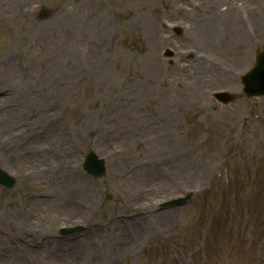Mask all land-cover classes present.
<instances>
[{
  "label": "rangeland",
  "instance_id": "374dc122",
  "mask_svg": "<svg viewBox=\"0 0 264 264\" xmlns=\"http://www.w3.org/2000/svg\"><path fill=\"white\" fill-rule=\"evenodd\" d=\"M225 3L247 55L197 36L208 14L232 17ZM263 45L264 0H0V166L18 180L0 186V264H264V97L211 96L240 93ZM91 149L101 180L81 167ZM75 224L81 236L59 237ZM120 231L138 242L111 258ZM19 236L46 251L11 254Z\"/></svg>",
  "mask_w": 264,
  "mask_h": 264
},
{
  "label": "bare ground",
  "instance_id": "6f19581e",
  "mask_svg": "<svg viewBox=\"0 0 264 264\" xmlns=\"http://www.w3.org/2000/svg\"><path fill=\"white\" fill-rule=\"evenodd\" d=\"M206 3H210L208 6ZM204 2V6L208 7L209 9H213V8H217V4H214V2ZM212 3V4H211ZM203 4V3H202ZM207 11V9H206ZM220 12V15H229L232 16L231 18H227L226 20H221L218 17H210L212 15L215 14V12H213L212 14H208L204 19H202V23L201 25L198 26L197 29V36L199 37V39L202 41L203 45L206 46V48L211 49L214 45H220L223 47H226L227 49H229V51L231 53H233L235 56L237 57H241V53H243L244 55H247L250 51L249 47V51H242L241 50V46L244 47L245 46V42L243 41H235V42H231L230 38H229V32L231 30H237L236 26H240L238 23H242V18L239 16L237 17L235 14V10H231L228 11L227 9H223V11L218 10ZM178 12H180V9L178 10ZM216 15V14H215ZM217 16V15H216ZM104 20V19H103ZM100 20V24L104 23L105 21ZM4 97L3 95L0 96V101L4 100L6 97ZM21 104L24 106L26 104V101L21 102ZM14 109H9L8 111L5 112H1V115L5 116L7 119H14L16 118V114L15 112L11 111ZM15 133H11V137H14ZM10 136V134H9ZM190 182V181H189ZM88 187V184L84 181L83 183H81L80 188H79V192H84V190ZM51 211H53V208H50ZM77 212H71L68 216H74L76 215ZM67 216V217H68ZM162 216V214L159 215V217ZM155 217V216H154ZM142 219L141 218H137L133 221H131L132 224H142ZM120 235L119 236H123V239L120 240V242L123 243V246L125 247H120L119 250H114V249H110L109 252H107L108 256H110L111 258L114 257L117 254H121V255H126L127 256V250L128 248H130L131 244H134L136 242H138V240L134 237H132L130 235V233H128V237L126 236V233L124 231H120ZM51 242V244H54L55 241H49ZM80 242V246H84L85 244H88L86 241L84 240H78L77 243ZM92 248H90L91 250ZM19 251L22 254V249L19 246ZM37 252H42V251H46V250H35ZM51 251V250H48ZM94 250H91V252H93ZM29 252L33 253V251L29 250ZM115 253V254H114ZM114 255V256H113ZM16 256L18 257L19 255L16 254ZM115 259V258H114Z\"/></svg>",
  "mask_w": 264,
  "mask_h": 264
},
{
  "label": "water",
  "instance_id": "95a60500",
  "mask_svg": "<svg viewBox=\"0 0 264 264\" xmlns=\"http://www.w3.org/2000/svg\"><path fill=\"white\" fill-rule=\"evenodd\" d=\"M264 54V53H263ZM262 54V56L259 58V63L260 64V67L258 68V71H260L261 69L264 70V55ZM250 82L252 83L251 87L252 89L254 90H262L263 89V92H264V81H260L257 79V78H254L253 74L250 76ZM92 158L91 160H89V164L91 162H95V160H97V155H95L94 153H92ZM87 164V165H89ZM98 168H94L96 172H98L99 174L103 172L104 170V166H103V162L101 160H97L96 163H94Z\"/></svg>",
  "mask_w": 264,
  "mask_h": 264
}]
</instances>
